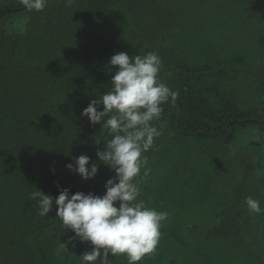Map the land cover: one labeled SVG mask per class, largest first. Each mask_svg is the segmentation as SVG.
<instances>
[{
    "label": "trees",
    "instance_id": "obj_1",
    "mask_svg": "<svg viewBox=\"0 0 264 264\" xmlns=\"http://www.w3.org/2000/svg\"><path fill=\"white\" fill-rule=\"evenodd\" d=\"M118 52H156L178 93L138 178L139 199L168 213L139 264H264V212L245 203L264 209V161L235 147L264 131V0H48L42 12L0 0V264H80L91 251L30 193L105 194L115 171L97 151L111 137L82 112L108 91ZM81 154L94 178L67 168Z\"/></svg>",
    "mask_w": 264,
    "mask_h": 264
},
{
    "label": "clouds",
    "instance_id": "obj_2",
    "mask_svg": "<svg viewBox=\"0 0 264 264\" xmlns=\"http://www.w3.org/2000/svg\"><path fill=\"white\" fill-rule=\"evenodd\" d=\"M66 2L70 5L72 0ZM19 4L27 12H42L48 0H19ZM109 66H118L111 86L104 94H97L82 112L93 125L101 124V130L111 137L97 151L99 161L115 171L105 184V194H72L65 188L54 197L38 189L30 193V198L37 202L41 217L56 208L55 216L74 233L70 242L78 238L92 245L91 251L80 254V264H112L111 258L121 255L126 256L128 264H139L156 250L168 213L148 207L139 199L138 178L142 169L144 177L149 175L144 153L163 134L153 122L161 119L165 104L175 105L178 93L160 81L162 59L156 52L131 56L118 52L111 56ZM74 160L66 166L82 179L97 175L99 166H89L88 155L81 154ZM245 203L249 214L264 212L260 201L252 197H247ZM60 249L67 251L68 245L62 242Z\"/></svg>",
    "mask_w": 264,
    "mask_h": 264
},
{
    "label": "rangeland",
    "instance_id": "obj_3",
    "mask_svg": "<svg viewBox=\"0 0 264 264\" xmlns=\"http://www.w3.org/2000/svg\"><path fill=\"white\" fill-rule=\"evenodd\" d=\"M263 66V65H262ZM243 138L236 143L235 147L239 149V152L247 153L249 158H264V147H261L259 151H256L251 144H264V131L256 132L254 130H248L244 133Z\"/></svg>",
    "mask_w": 264,
    "mask_h": 264
}]
</instances>
